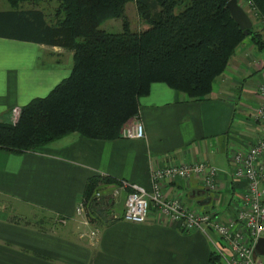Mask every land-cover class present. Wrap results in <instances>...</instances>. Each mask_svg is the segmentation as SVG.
<instances>
[{"label":"crops","instance_id":"1","mask_svg":"<svg viewBox=\"0 0 264 264\" xmlns=\"http://www.w3.org/2000/svg\"><path fill=\"white\" fill-rule=\"evenodd\" d=\"M44 8L19 10L35 9L46 16ZM73 65L74 53L60 46L0 38V123L12 124L15 110L47 97L70 77ZM262 84L264 51L246 40L214 82L207 101L196 102L166 84H153L150 94L140 99L143 140H91L74 133L23 155L0 150V196L44 212L56 229L64 221H83L77 209L92 177L110 176L150 191L157 169L204 162L217 170L215 192L189 177L162 181V193L181 199L193 211H211L226 220L247 189L246 181L235 175L236 156L260 137V125L251 114L264 106ZM123 200L106 201L102 213L109 220L101 218L98 228L85 232H46L0 219V264H212L215 234L209 238L183 232L155 208L144 224L114 221L113 214L125 211Z\"/></svg>","mask_w":264,"mask_h":264},{"label":"trees","instance_id":"2","mask_svg":"<svg viewBox=\"0 0 264 264\" xmlns=\"http://www.w3.org/2000/svg\"><path fill=\"white\" fill-rule=\"evenodd\" d=\"M23 1L8 0L13 9L0 12V38L60 46L74 53V65L47 97L22 108L17 124L0 123V150L14 155L74 133L91 140L121 139L122 130L139 119L140 99L153 84L207 101L246 39L264 51V36L250 30L246 37L232 18L231 0H58L55 23L42 11H20ZM253 1L264 21V0ZM131 2L143 31L132 29ZM113 20L122 22V30L102 28ZM120 183L110 176L92 177L82 199L97 209L101 203L95 194ZM212 264H220L215 254Z\"/></svg>","mask_w":264,"mask_h":264},{"label":"built area","instance_id":"3","mask_svg":"<svg viewBox=\"0 0 264 264\" xmlns=\"http://www.w3.org/2000/svg\"><path fill=\"white\" fill-rule=\"evenodd\" d=\"M251 1L250 4L253 3ZM246 13L248 14L247 11ZM260 97L264 103V84L260 86ZM21 114V109L15 110L11 115V123L17 124ZM251 118L260 125V137L253 146L239 152L236 156L235 175L246 181L247 189L233 217L222 220L211 211H193L185 206L181 199H169L163 195L162 181L189 177L198 178L206 191L215 192L217 170L211 164L199 162L186 165L170 164L157 169L152 175L154 183L150 191L121 181L115 190L119 192L128 188L131 193L125 203L124 213L113 214L111 219L144 224L149 218L151 209L155 208L178 223L183 232H198L209 238L211 234H215L218 239H212V244L215 255L222 261L220 264H263L257 259L259 256L256 254L255 246L260 238H264V106L253 111ZM122 138L145 139L144 125L135 120L133 124L122 130ZM100 196V193L95 194L96 198ZM97 200L100 202V199L97 198ZM94 209L96 206L92 201L82 200L78 206L77 216L83 220L85 226L91 223L89 220Z\"/></svg>","mask_w":264,"mask_h":264},{"label":"rangeland","instance_id":"4","mask_svg":"<svg viewBox=\"0 0 264 264\" xmlns=\"http://www.w3.org/2000/svg\"><path fill=\"white\" fill-rule=\"evenodd\" d=\"M249 2L250 0L249 1L239 0V4L248 12V15L250 16L253 22L254 26L251 29V32L254 34H261L264 36V21H262V18L260 17V11L256 7L257 5L254 3L253 0L251 1L253 2L252 4H250ZM135 4L136 3L134 2L129 3L128 16L131 21L132 29L136 31H143L145 29V24L138 17ZM35 5L45 7L44 11H46V17L48 21H50L51 23L57 22L56 15H57V10L59 6L57 0H25L19 4V8H22V7L25 8L29 6H35ZM0 8L13 9V6L8 2V0H3V3H1ZM102 28H104L105 30L116 32V31L122 30V22L113 20L103 25ZM246 40H251V39L248 38ZM259 97H260V92H259ZM135 120H137V122H140L139 119H135ZM134 121H132L131 123L133 124ZM130 193H131V190H129L128 188L122 189L119 192H117V190L101 191L100 192L101 196L97 197L98 199H100L101 204L99 208L95 210L96 211L102 210L103 204L106 201L112 200L115 198L118 200L121 197H123L124 199L123 201L126 203ZM124 195H125V198H124ZM102 212H99L98 214L93 213V215L90 217V220H89V222H91L89 223V226H84L83 223H81L83 221L78 220L74 224L73 223L70 224V222H67L66 224L61 222L62 226L54 229L53 227L54 223L47 219L48 216L47 217L44 216L45 215L44 212L41 213V211L36 210L32 207H26V206L20 205L17 202L7 197L0 196V219H6L9 222H13L16 224L24 225L30 228H35L37 230L46 231V232H53V230H58V231L64 230V232H69V234H71L74 231L85 232V230H91L93 228H98L97 226H98V223L101 222L100 221L101 218H103L104 220H109L107 219L106 215ZM234 215H230L228 219L231 216L233 217ZM257 259L259 262L264 264V257L259 256Z\"/></svg>","mask_w":264,"mask_h":264},{"label":"water","instance_id":"5","mask_svg":"<svg viewBox=\"0 0 264 264\" xmlns=\"http://www.w3.org/2000/svg\"><path fill=\"white\" fill-rule=\"evenodd\" d=\"M232 18L244 31L246 37L249 36L250 30L253 28V22L246 11L239 5L238 0H231L227 5ZM209 200L200 203L201 205L207 204ZM257 256L264 257V238H260L255 246Z\"/></svg>","mask_w":264,"mask_h":264}]
</instances>
